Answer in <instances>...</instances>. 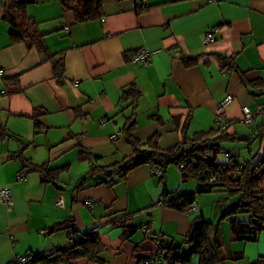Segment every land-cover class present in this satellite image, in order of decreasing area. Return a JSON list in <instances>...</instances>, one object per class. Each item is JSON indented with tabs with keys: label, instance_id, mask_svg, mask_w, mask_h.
<instances>
[{
	"label": "crops",
	"instance_id": "1",
	"mask_svg": "<svg viewBox=\"0 0 264 264\" xmlns=\"http://www.w3.org/2000/svg\"><path fill=\"white\" fill-rule=\"evenodd\" d=\"M14 1L0 0V126L7 130L0 138V189L7 188L13 200L12 205L0 202V264H9L18 255L67 246L70 230L47 229L70 216L77 234L96 231L104 245L100 261L80 258L71 264H163L160 236L179 243L191 217H208L198 198L192 214L157 201L165 194L193 190L196 182H186L190 178L169 166L163 186L142 164L113 184H96L102 177L96 174L79 187L91 167L89 161L80 160L79 148L98 156L100 165L131 155L120 132L131 109L120 113L126 104L119 98L122 88L132 82L141 92L134 130L138 138L158 133L159 146H171L180 140L188 115L190 132L212 128L217 104L227 94L232 96L225 108L228 131L258 135L260 119L245 124L242 107L255 116L264 106V92L251 93L234 72L220 68L213 54L234 55L248 79H264V0H144L149 8L141 13L135 11L134 0H106L99 13L90 3L92 17L84 22H76L59 0L22 1L18 8L37 21L47 50H63L60 82L35 45L11 40L12 24L2 15L4 5ZM210 29L215 39L205 42ZM142 47L153 52L146 64L128 55ZM198 55L191 65L182 60ZM8 78L16 80L19 90H5ZM36 110L41 111L39 129L32 119ZM254 141L259 142L254 151L252 144L247 147L239 141L222 145L248 159L264 147V134ZM20 152L34 163L67 165V169L57 183H43L37 172L21 169L19 157L12 155ZM17 174L25 179L18 181ZM60 196L62 207L56 205ZM125 213L133 214L137 229L122 239V229L114 223ZM228 241L224 236L221 248L227 259L250 264L264 255V233L256 241L232 240L230 235ZM156 253L158 260L153 258ZM191 264H197V257Z\"/></svg>",
	"mask_w": 264,
	"mask_h": 264
},
{
	"label": "trees",
	"instance_id": "2",
	"mask_svg": "<svg viewBox=\"0 0 264 264\" xmlns=\"http://www.w3.org/2000/svg\"><path fill=\"white\" fill-rule=\"evenodd\" d=\"M22 1L15 0L11 4L4 5L3 19L12 24L10 29L11 40H25L29 45H35L44 54V61L52 65L53 75L57 81L62 80L64 71L63 50L51 53L47 50L43 41V33L38 29V23L28 16L18 4ZM43 1V0H33ZM106 0H59L64 10L72 11L76 22L88 21L92 17L90 3L100 11L102 2ZM141 0H134L135 3ZM134 6L137 13L146 11L149 6L145 1ZM132 53H129L131 59ZM224 71L234 72L245 88L254 95L264 92V79L250 80L246 76V70H242L235 62L234 55L213 54ZM200 56H182L185 65L196 63ZM6 91L19 90L16 80L5 79ZM10 89V90H9ZM141 92L135 82L122 88L119 101L126 105L120 113L127 108L131 112L125 117L120 132L125 141L132 148V153L121 161L108 165L98 164L99 157L91 152L79 148L80 160L89 161L91 164L89 175L82 179L79 187L86 183L87 177L101 174L102 177L96 184H113L115 181L123 180L129 171L139 165H147L152 173L156 175L159 182L166 185V172L169 166L179 168L183 177H188L196 182L193 190L185 191L176 196L165 194L162 200L164 206L186 213L192 204L197 209V195L200 193L219 192L221 195L216 200L223 208L220 217L229 219L230 238L232 240L256 241L261 233H264V147L248 159H241L238 152L232 151L222 145L224 142H243L247 147L259 134H264V106H262L251 122L259 120L260 133L239 135L229 132V124L221 129L214 126L207 130L189 131L190 115L184 120L180 134L181 138L175 144L162 148L159 146V134L155 133L145 139L134 135L136 128V116L138 101ZM79 115V108H75ZM41 111L36 110L32 119L34 126L39 129L42 122L39 120ZM156 118V116H153ZM214 121V120H213ZM160 122V120H159ZM4 126H0V138L6 134ZM227 154V157L225 156ZM19 157L21 169L37 172L43 183H57L61 173L67 169V165L51 167L47 162L37 164L30 158H24L21 154H12ZM222 155L223 160H220ZM195 211L187 214H192ZM132 215L125 213L115 221V225L122 229V239H127L136 231L137 227L132 223ZM219 220L213 222L204 218L201 214L191 217L189 228L179 243L174 240L166 242L163 235L159 238L158 250L162 256L163 264H191L197 257V264H226L221 248L223 240L220 234ZM57 230H70L67 246L56 247L48 252L31 254L32 258L23 264H71L85 258L87 260L100 261L99 253L104 249L99 234L96 231L77 234L74 219L70 216L55 223L47 229L49 233ZM29 254V253H28ZM10 264V263H9ZM250 264H264V255H259Z\"/></svg>",
	"mask_w": 264,
	"mask_h": 264
},
{
	"label": "built area",
	"instance_id": "3",
	"mask_svg": "<svg viewBox=\"0 0 264 264\" xmlns=\"http://www.w3.org/2000/svg\"><path fill=\"white\" fill-rule=\"evenodd\" d=\"M140 2H143V1L141 0V1H138L137 3L133 2L134 6L138 5ZM66 29L68 28L66 27ZM214 39H215L214 31L212 29L208 30L205 34L204 41L211 42ZM152 53L153 52L148 50L147 48H143V47L139 48L132 55V61L139 63V64H146L150 60ZM1 74H2V70H0V75ZM231 101H232V96L230 94H227L224 96V98H222L218 102L217 107L215 109L214 123L216 126L220 127L221 129L225 128L228 124H230V121L226 116L225 108ZM242 112H243V118H242L243 122L245 124H250L252 121V118L254 117V113L247 106L242 107ZM116 138H117V134H114L111 136V140L113 142L116 140ZM225 156L227 157V154H225ZM16 179L18 181H23L25 177L22 174H17ZM0 202L4 204L12 205L13 203L12 196L10 194V191L7 188L0 189ZM84 203L90 207L92 206V202L89 200H85ZM157 204L162 205L163 204L162 200H158ZM56 205L62 207L63 199L61 196L58 197L56 201ZM196 210H197L196 205L192 204L191 206L187 208L186 213H191ZM31 258H32L31 254L18 255V256L13 257L10 264H23L29 261ZM153 258L156 260L160 259V254L156 253Z\"/></svg>",
	"mask_w": 264,
	"mask_h": 264
},
{
	"label": "rangeland",
	"instance_id": "4",
	"mask_svg": "<svg viewBox=\"0 0 264 264\" xmlns=\"http://www.w3.org/2000/svg\"><path fill=\"white\" fill-rule=\"evenodd\" d=\"M239 129L243 132L247 131L246 127H244V126H239ZM251 144H252V149L254 151L257 149L259 142L254 141ZM219 158H220V160H223L222 155H220ZM58 161H60V160H58ZM171 166H173V165H171ZM190 181L192 182L191 179L186 181V182L190 183ZM261 187L264 188V183H262ZM220 195H221V193H219V192L200 193L197 195V198L200 202V206H202L203 209L205 210V215H206V217H208L207 219H210L213 222H216L219 220L221 239L224 242V236H225V243H229V241H228L229 235H230L229 219L220 217L221 210H223V208H221V210H219L220 207H222V206L220 205L219 202L216 201ZM226 264H248V263L244 259H239V260L234 261V260L226 258Z\"/></svg>",
	"mask_w": 264,
	"mask_h": 264
}]
</instances>
